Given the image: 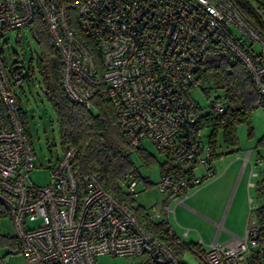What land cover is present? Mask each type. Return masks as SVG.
<instances>
[{
	"label": "built area",
	"instance_id": "obj_1",
	"mask_svg": "<svg viewBox=\"0 0 264 264\" xmlns=\"http://www.w3.org/2000/svg\"><path fill=\"white\" fill-rule=\"evenodd\" d=\"M36 16L60 53L67 96L86 107L95 94L104 96L130 144L150 140L165 154L155 183L164 198L143 208L148 221L164 222L160 232L183 245L190 229L176 221L175 206L217 174L203 128L196 129L204 112L196 114L200 105L184 97L201 85L202 60L216 56L242 62L264 96V32L233 0H0V39ZM27 71L28 62L7 61L0 48V204L14 222L25 264H99L98 256L107 254L184 264L130 207L141 206L134 200L142 181L136 168L117 179L127 198L120 199L97 172L77 181L76 149L67 144L49 167V181L32 182L29 172L40 165L19 101ZM207 102L215 116L227 106L223 93ZM258 232L248 219L243 235L202 248L203 262L264 264ZM196 243L204 244L199 235Z\"/></svg>",
	"mask_w": 264,
	"mask_h": 264
},
{
	"label": "rangeland",
	"instance_id": "obj_2",
	"mask_svg": "<svg viewBox=\"0 0 264 264\" xmlns=\"http://www.w3.org/2000/svg\"><path fill=\"white\" fill-rule=\"evenodd\" d=\"M251 1L258 7L260 14L264 17V0ZM0 48L3 50L7 61L20 59L28 62L31 55L35 60L34 51L37 50L38 46L28 33L27 28L22 27L4 34L0 39ZM23 88L24 91L19 93L21 99L25 102H23L24 108L28 112L27 126L30 140L36 155V161L40 165L29 172V177L33 183L44 185L50 179L49 167L53 165L56 156L62 152L59 131L54 114L38 83L35 81L32 84H25ZM221 94L222 89L215 85V77L208 76L201 79L200 86L190 88L184 98L187 102H197L201 106L202 112H206L208 110V97L212 98ZM94 100L90 99L89 102L92 103ZM210 131L211 128L203 130V141H206V136ZM236 134L237 145H227L223 142L221 133H217V156L213 160L217 173L216 177L203 183L191 195L196 197L202 189L208 186L217 187L223 195L222 202H224L222 208L220 205L217 221L224 214L223 226L232 232L241 234L248 214V197L249 204L253 208L248 217L249 226L251 221H256L254 207L264 203V106L254 108L251 111L250 120L241 122L236 126ZM139 147L150 154L151 160L148 162L135 152L131 155L133 166L142 177L134 200L142 206L148 207L161 197L155 183L159 179L160 165L166 160V156L158 151L150 140H143ZM247 151H250V153L248 161L245 162L247 165H245L243 164V157ZM250 169H252L250 180L255 186H250L247 190L246 184ZM202 171L203 169H198L197 173L200 174ZM144 180L148 183L145 188L142 186ZM209 204L207 203V205ZM176 207L175 216L178 218L180 226L191 229L190 234L184 238L185 241H197L198 235H200L204 241V244L200 247L205 249L206 244L212 240L217 227L212 223L204 222L202 217L191 211L184 212L181 206ZM198 209L206 214L211 212L208 211L209 207L205 205ZM176 231L180 232V229L176 228ZM14 236H16V229L12 218L9 214H0V259L7 264H25L24 257L18 253L17 244H13L12 239H10ZM230 236V233L222 230L219 233L217 242L221 243L229 239ZM180 258L184 264H205L199 255L192 253L187 248L180 254ZM97 261L99 264H142L143 256L107 254L98 256Z\"/></svg>",
	"mask_w": 264,
	"mask_h": 264
},
{
	"label": "trees",
	"instance_id": "obj_3",
	"mask_svg": "<svg viewBox=\"0 0 264 264\" xmlns=\"http://www.w3.org/2000/svg\"><path fill=\"white\" fill-rule=\"evenodd\" d=\"M233 1L248 21L264 32V17L260 14L258 7L251 0ZM25 28L38 46L34 51L35 60L32 55L28 60L26 84L36 81L42 89L57 123L61 147L70 144L76 149L72 167L77 181L80 182L89 173L97 172L101 174L106 187L114 195L120 199H127L118 187L117 179L134 167L131 158L133 152L148 162L151 160L150 154L139 145L130 144L120 133L117 127L116 112L104 96L95 94L91 98L95 100L90 103L89 107L67 96L61 80L60 53L40 17H34ZM198 76L200 79L208 76L215 77L216 87L222 89L227 100V106L220 115L215 116L206 111L198 115L197 119L196 129L211 128L206 141L212 148V159L214 160L217 156V133H221L225 144L237 145L236 126L241 122H248L254 108L264 106V96L259 92L251 75L240 61L226 63L220 57L203 59L199 66ZM19 101L23 107L25 123H27V109L24 108V101L21 97ZM194 108L195 113L199 114L201 107L194 106ZM164 165H160L161 171ZM129 205L145 226L166 242L179 258L185 248L202 258L203 249L196 241H188L181 246L174 244L168 236L160 232L162 228L165 229L164 222H150L145 218L142 205L140 207ZM0 208V214H8L1 204ZM254 213L256 225L259 228L256 242L260 258L264 255V203L256 207ZM10 239L13 244H17L15 236Z\"/></svg>",
	"mask_w": 264,
	"mask_h": 264
},
{
	"label": "crops",
	"instance_id": "obj_4",
	"mask_svg": "<svg viewBox=\"0 0 264 264\" xmlns=\"http://www.w3.org/2000/svg\"><path fill=\"white\" fill-rule=\"evenodd\" d=\"M245 165H247V164H245ZM251 165V164H250ZM251 171H252V169H250V174H249V176H248V178H247V184H246V189L248 190V188L250 187V186H255V184L253 183L252 184V182H251V180H250V178H251ZM144 183L142 184V186H144L143 188H145V186L148 184L147 182H145V181H143ZM250 182V183H249ZM256 185H257V183H256ZM158 191V190H157ZM260 191H261V189H260ZM159 192V191H158ZM160 193V192H159ZM161 194V197L159 198V200H162V198H164V195H163V193H160ZM247 194H248V191H247ZM190 197H192V195H190L184 202V204H178V205H176V206H181V208L183 209V211L184 212H193V213H195V214H197V215H199L200 217H202L203 219H204V222L206 221V222H209V223H212L213 225H215L216 227H217V229H216V232L214 233V235H213V237H212V240L210 241V242H212L214 239H215V242H216V244H220V243H218L217 242V240H218V236H219V233L222 231V230H225V231H227L228 233H230V238L229 239H227V240H225V241H223V242H221V243H224V242H226V241H229V240H231L233 237H236V236H241V235H243V233H244V228H245V225H244V228H243V231H242V233L241 234H237V233H235V232H232L231 230H229V229H227V228H225L224 226H223V220H224V214H222V216H221V218H220V220L219 221H217V217H218V215H219V211H220V205H221V208H222V206H223V204H224V202H222L223 201V195L218 191V189H217V187H210V186H208V187H206V188H204V189H202L200 192H199V194L196 196V197H192L190 200H188ZM251 199V198H250ZM158 200V201H159ZM200 200H203V201H200ZM247 202H248V205H249V207H248V214H247V217H246V221L248 220V217H249V215L251 214V212L250 211H252L253 210V208H251V204H249V197H248V200H247ZM207 203H210L211 205H212V209H211V205L209 204V205H207ZM262 204V203H261ZM261 204H259V205H261ZM207 206V207H209V209H208V211H211L210 213H208V214H206L205 212H203V211H201V210H199L198 208H202L203 206ZM259 205H257L256 207H258ZM175 206V209L177 208ZM256 207H254V209L256 208ZM175 209H174V213H175ZM192 215V214H191ZM175 218H176V216H175ZM178 218H176V221L178 222L179 220H177ZM246 221H245V224H246ZM179 223V222H178ZM180 225V224H179ZM182 226V225H181ZM177 228H179L180 229V227H177ZM189 228V227H188ZM190 229V228H189ZM181 230V229H180ZM190 232H191V229H190ZM198 233V232H197ZM200 236V235H199ZM201 237V236H200ZM201 239H202V237H201ZM202 241H203V239H202ZM209 242V243H210ZM203 243H204V241H203ZM208 243V244H209ZM206 244V243H205ZM206 246H207V244H206Z\"/></svg>",
	"mask_w": 264,
	"mask_h": 264
}]
</instances>
